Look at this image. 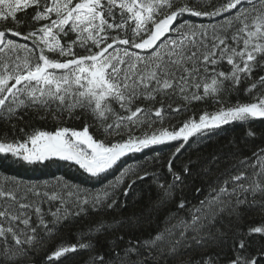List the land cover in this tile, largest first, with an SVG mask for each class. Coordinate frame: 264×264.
Listing matches in <instances>:
<instances>
[{"label": "snow or ice", "instance_id": "obj_1", "mask_svg": "<svg viewBox=\"0 0 264 264\" xmlns=\"http://www.w3.org/2000/svg\"><path fill=\"white\" fill-rule=\"evenodd\" d=\"M211 4L212 0H0V119H22L21 110L47 113L53 106L70 117L79 109L93 118L103 135L126 136L108 144L94 138L88 126L79 131L63 127L55 133L36 131L23 142L0 138V154L29 164L56 158L78 165L91 178L103 179L129 154L174 141L181 142L175 149L179 153L192 137L203 140L224 125L264 119V96L257 93L256 102H237L198 120L189 118L178 130L165 126L173 113L187 110L194 101L222 104L223 97L252 80L254 72L264 71V0H224L204 10ZM30 8L33 21L48 23L24 34L4 26L11 21L18 27L22 22L17 13ZM186 16L209 22L193 23ZM69 34L74 39L62 42ZM10 37L31 41L34 47ZM258 85L264 93V75L244 92ZM177 101L181 104L173 107ZM138 129H144L139 136L134 134ZM254 155L257 160L251 167L260 163L258 171L251 175L237 171L213 181L195 203L177 199L189 168L173 171L171 157L167 182L155 173L141 175L126 167L99 193L61 181L0 186V241L5 245L0 264L28 256L35 245H43L66 226V220L75 223L89 210L114 208L116 189L129 173L141 180L154 177L157 195L149 207L130 222H117L115 228L102 221L87 226L76 243L58 245L47 259L64 264L61 257L72 259L71 253L94 250L96 237L151 225L163 214V226L156 232L127 241L119 236L110 244L112 256H93L91 264H264V226L247 231L233 227L246 210L264 213V157ZM131 183L135 180L128 188ZM49 216L51 220L46 219ZM121 241L124 247L116 251ZM225 246L231 249L227 260L220 251H212ZM253 246L255 251H249ZM196 251L202 255L193 261L191 252ZM185 256L189 258L182 259Z\"/></svg>", "mask_w": 264, "mask_h": 264}, {"label": "trees", "instance_id": "obj_2", "mask_svg": "<svg viewBox=\"0 0 264 264\" xmlns=\"http://www.w3.org/2000/svg\"><path fill=\"white\" fill-rule=\"evenodd\" d=\"M224 0H212V4L204 10L210 11L216 4L223 3ZM34 9H27L17 13V19L22 23L17 27L11 21L4 25L13 28L22 34L29 30H36L48 21H33L32 14ZM229 15L228 13L225 14ZM53 18H55L53 16ZM185 19L193 23H208V18L186 16ZM221 20V17L215 18ZM119 20V17H117ZM212 22H215L212 21ZM132 22H129L131 25ZM130 31V27H129ZM116 32H111L110 35H115ZM13 40L28 44L29 47H34L31 41H24L21 37H10ZM74 39V34H69L67 37H62V42ZM109 42H111L109 40ZM91 46V45H89ZM121 47L120 45H117ZM78 53H83V49L76 47L74 49ZM111 51V49L109 50ZM227 71V66L224 68ZM264 75V71L253 73V79L247 82H242L238 91H233L223 97V103H217L214 100L208 99L204 101L192 102L187 110H182L181 113H173L172 116L165 121V126L171 130L172 128L179 129L189 118L198 120L200 115L204 113H214L221 107H230L239 103L256 102L253 96L260 93L259 85L250 93H245L244 89L249 87L253 80H257ZM181 104L177 101L173 107ZM22 119H13L5 122L0 119V138H6L12 141H25L28 136L36 131H48L55 133L60 128L67 127L70 130H82L85 126L89 127V132L98 140H103L105 143L111 144L125 139L124 134L105 136L98 129L90 115L82 114L81 110L77 109L69 117L67 112L61 113L55 109L47 113L43 111L21 110L18 113ZM43 117V118H42ZM23 129V131H21ZM144 129L135 130L134 134L139 136ZM251 131L254 135H248ZM196 141L193 143V141ZM180 141L169 142L164 145L154 146L143 150L140 153L129 154L121 159L112 169L103 174V179H95L89 177L78 165L72 162L62 161L53 158L44 162L29 164L19 158H13L10 154H0V186H11L12 184H21L24 186H43L45 184H56L58 181L66 182L70 185H80L86 188L89 192L99 193L104 187L115 183L121 177L122 170L126 167L137 169L142 175L145 171L155 173L161 181H170L171 174L168 171V163L170 157L172 170L181 172L185 166L189 168V174L185 177L186 186L182 190L177 191V199L181 197L193 203L202 198L208 191V186L217 179H223L229 174L237 171L245 172L251 175L254 171L260 169V163H257L255 168L251 167L253 162L257 160V155L264 157V119H255L249 123L233 122L222 126L211 132V135L199 140L196 137L189 139L179 153H175L176 146ZM175 153V155H174ZM244 161V163H241ZM207 169V170H206ZM131 187L128 188L129 183ZM152 175L146 176L144 179H136L131 173L125 175L123 183L116 189L117 203L112 209H102L100 212H92L89 210L87 217H79L75 223L64 221L58 233L51 239H48L43 245L37 244L33 251L26 257H23L14 262V264H60V261L47 259L53 253L58 245L76 243L81 231L87 226L95 225L98 221L112 224L113 227H118L117 222L127 221L134 216H140L145 209L149 207L150 201L154 200L157 195V188ZM243 182V181H242ZM127 189V195H124ZM197 189H200L197 193ZM23 191V188H21ZM45 211L48 205L43 206ZM35 219V217H33ZM51 220V217H46ZM163 220V214L153 221L151 225H143L133 227L130 231L127 227L118 231H112L105 235L96 237L95 248L91 251H78L77 253L69 254L72 259L61 257L60 260L64 264H91V257L103 254L106 258L112 256V248L110 244L117 240L119 236H123L127 241L129 237L140 239L147 237L150 233L156 232L163 225L160 221ZM229 221L225 219V224ZM254 226H264V213H260L253 208L246 210L243 219L233 227L239 228L242 231H247L248 228ZM22 227V226H21ZM227 231V229H223ZM231 232H229V240ZM249 237V240H253ZM9 245L12 244L11 237L8 238ZM124 247V242H119V247L116 251H121ZM5 245L0 241V253H3ZM213 252L220 251L224 256V260L231 257V249L228 246L223 249H212ZM254 252L255 246L249 249ZM201 252H191L193 261L200 258ZM188 256L182 259H188ZM171 264V262H169ZM223 264V261H222Z\"/></svg>", "mask_w": 264, "mask_h": 264}, {"label": "rangeland", "instance_id": "obj_3", "mask_svg": "<svg viewBox=\"0 0 264 264\" xmlns=\"http://www.w3.org/2000/svg\"><path fill=\"white\" fill-rule=\"evenodd\" d=\"M20 43V42H19ZM117 47H119V46H117ZM121 47H124V46H121ZM79 48V47H78ZM136 51H139V50H136ZM29 147H31V145L29 144Z\"/></svg>", "mask_w": 264, "mask_h": 264}]
</instances>
